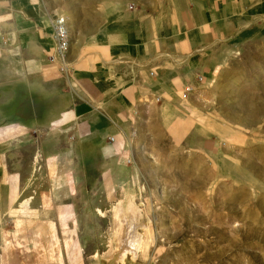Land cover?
<instances>
[{"label":"crops","instance_id":"0c3cea01","mask_svg":"<svg viewBox=\"0 0 264 264\" xmlns=\"http://www.w3.org/2000/svg\"><path fill=\"white\" fill-rule=\"evenodd\" d=\"M168 1L77 0L79 19L65 14L64 72L48 56L50 18L67 9L0 0V224L24 196L23 205H48L57 233L71 228L76 153L102 155L123 178L121 154L132 152L130 139L151 110L173 139H184L197 112L182 93L209 71L215 44L246 16L264 26V0Z\"/></svg>","mask_w":264,"mask_h":264},{"label":"rangeland","instance_id":"374dc122","mask_svg":"<svg viewBox=\"0 0 264 264\" xmlns=\"http://www.w3.org/2000/svg\"><path fill=\"white\" fill-rule=\"evenodd\" d=\"M51 1L79 19L77 0ZM155 1L139 0L151 7ZM208 62L186 98L197 122L184 139H173L151 110L130 139L132 152L121 154L123 178L102 155L77 152L72 227L54 234L59 257L52 240L41 247L25 237L36 220L55 225L48 205L33 200L29 207L21 196L0 224V264L8 263V246L18 251L14 264L107 262L117 245L110 210L116 200L125 204L126 194L148 227L136 256L118 264H264V26L246 16L215 44ZM101 210H108L105 217Z\"/></svg>","mask_w":264,"mask_h":264},{"label":"bare ground","instance_id":"6f19581e","mask_svg":"<svg viewBox=\"0 0 264 264\" xmlns=\"http://www.w3.org/2000/svg\"><path fill=\"white\" fill-rule=\"evenodd\" d=\"M110 211L114 215V228H113L114 234L113 235H115L117 245H116V247H114L115 245L114 246L112 245L111 249L109 250V252H107V254L105 252V254L109 258V260L107 262H103L101 264H118L119 262L124 261L125 257L128 255L136 256L137 252L139 251V249L142 246L143 236H142L141 230L147 229V227H148V224L145 221L140 220L141 217L143 218V212L141 211V208L139 206L137 207L135 205L133 196L131 194H126L125 204H123V200H121V201L116 200L113 208ZM101 213L103 214V217H105L106 214L108 213V210H105V211L101 210ZM29 228H30L29 233H26L25 237L32 239L34 242L38 243L41 247H43L44 244H47L50 240H52V242L54 244V250L57 252V256L59 257V255L61 254V245L57 240L54 239L55 228L50 224V222L45 221V220L44 221H39V220L37 221L36 220L33 222V224H31V226ZM12 238H14V237H12ZM111 239L113 241V238H111ZM13 241H14V239H13ZM5 242L7 243V241H5ZM8 242H9V240H8ZM9 244H10V242H9ZM66 245H68V242H66ZM20 248H22V247H20ZM36 251H37V249H36ZM43 251H44V248H43ZM19 252H20V250H19ZM6 253H7L6 256L8 258V263H6V264H10V263L14 264L15 263L14 259L17 257L18 251H16L14 246H8ZM3 256H5V254ZM36 256H38V255H36ZM102 256L104 257V255H102ZM102 256H100V257H102ZM5 259H6V257H5ZM37 259H38V257H36L35 260H37ZM104 259H107V258H104ZM0 260H3V257L1 254H0ZM25 261H28V260L26 259ZM27 264H29V263L27 262Z\"/></svg>","mask_w":264,"mask_h":264},{"label":"built area","instance_id":"2783aa9c","mask_svg":"<svg viewBox=\"0 0 264 264\" xmlns=\"http://www.w3.org/2000/svg\"><path fill=\"white\" fill-rule=\"evenodd\" d=\"M128 7L132 9L133 4H129ZM53 28V38L55 40L54 53L48 56L49 60L58 61L61 65V69L64 72L69 70V63L66 60V54L70 43V31L68 27L67 17L64 14H56L50 18ZM192 90L191 86H186L182 93L184 99H186ZM113 140V137L110 138Z\"/></svg>","mask_w":264,"mask_h":264}]
</instances>
